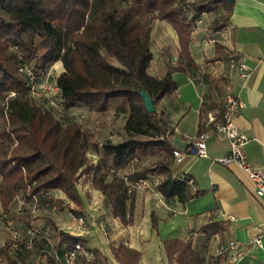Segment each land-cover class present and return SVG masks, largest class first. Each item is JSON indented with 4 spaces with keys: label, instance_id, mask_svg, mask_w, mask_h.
<instances>
[{
    "label": "trees",
    "instance_id": "obj_1",
    "mask_svg": "<svg viewBox=\"0 0 264 264\" xmlns=\"http://www.w3.org/2000/svg\"><path fill=\"white\" fill-rule=\"evenodd\" d=\"M232 2L227 0H0V207L6 210L19 193L57 191L75 208L85 207L77 181L86 165L89 134L75 119L65 125L52 109L45 108L29 92L26 79L18 72L29 65L41 75L56 61L63 71L57 76L54 95L60 112L72 115L77 106L90 112H105L112 101H124L127 111L124 129L128 138L110 144L112 160L108 170L94 179L110 203V213L122 224L132 221L134 196L131 185L157 175V192L185 203L186 179L173 176L174 150L164 138L154 136L166 125L156 110L147 112L140 91L155 103L176 89L173 73L185 71L191 63L189 42L194 20L201 13L213 15L209 31L222 29L228 21ZM154 20L167 21L176 31L183 60L169 66L156 78L147 69L153 57L150 33ZM184 61V63H183ZM14 93V95H10ZM123 106L120 107L121 110ZM84 113V112H81ZM72 115V117H73ZM135 135L150 136L143 140ZM158 147L165 156L127 175H113L140 152ZM152 228L156 218L151 214ZM216 224H208L212 230ZM57 228L56 226H54ZM61 240L84 243L82 236L60 231ZM177 264H200L191 242L176 241ZM120 264H138L140 252L125 245L111 246ZM80 259L81 264H103L101 255ZM78 262V263H79Z\"/></svg>",
    "mask_w": 264,
    "mask_h": 264
},
{
    "label": "crops",
    "instance_id": "obj_2",
    "mask_svg": "<svg viewBox=\"0 0 264 264\" xmlns=\"http://www.w3.org/2000/svg\"><path fill=\"white\" fill-rule=\"evenodd\" d=\"M221 12L219 7L212 16ZM160 21L161 46L171 47L173 51L157 65L151 67L150 61L147 71L156 78L162 77L169 66L183 60L175 29L167 21ZM223 28L224 41L207 45L206 38L219 35L217 31L192 29L188 50L191 63L183 61L186 70L173 73L176 89L155 103L174 150L172 174L187 180L188 200L182 203L176 197H162L156 190L159 177L149 175L144 182L131 185L133 217L130 223L122 224L111 215L110 203L104 197L108 215L94 220L88 218V232L82 236L85 247L99 252L103 264H120L110 250L111 246L119 245L137 249L140 252L138 264H177L173 244L187 240L200 264H264V200L256 196L255 185L246 172L235 164L223 165L217 161L228 153V140L211 134L204 138L206 156L186 151L208 130L207 113L221 106L228 78L227 56L234 54L250 67L246 79H233L234 91L244 102L234 116V123L248 138L243 147L247 158L264 168V0H233ZM173 58L176 61L173 62ZM56 65L63 71L60 61ZM151 68L155 74L150 72ZM124 167L112 168L106 180L113 175H123ZM100 195L103 196L101 192ZM151 214L156 218L155 229ZM99 217L104 218L106 233L96 223ZM208 224L216 225L206 230ZM258 234L262 247L252 243ZM4 237L0 231V245ZM229 240L236 241L245 250L244 256L235 263L229 261L226 252L217 254L218 248ZM7 261L8 255L0 246V264Z\"/></svg>",
    "mask_w": 264,
    "mask_h": 264
},
{
    "label": "built area",
    "instance_id": "obj_3",
    "mask_svg": "<svg viewBox=\"0 0 264 264\" xmlns=\"http://www.w3.org/2000/svg\"><path fill=\"white\" fill-rule=\"evenodd\" d=\"M212 15L201 13L194 20L193 30L207 29ZM219 35H209L205 44H216L224 41V28L217 31ZM227 81L224 85V95L220 107H214L207 113L208 130L200 134L199 140L186 148V151L199 156H206L204 138L214 134L225 137L229 142V151L217 159L220 164H235L246 172L255 185V194L264 200V168L252 164L244 152L247 136L234 123L235 114L244 106V102L234 91L233 79H246L250 67L236 59L234 54H228ZM176 61V58H173ZM26 79L29 92L36 96H46L58 93L57 77H51L49 72L37 75L27 64H21L19 71ZM10 95H14L11 93ZM84 113L77 116L79 121ZM111 134L109 137L111 138ZM141 182H144L142 180ZM264 202V201H262ZM65 195L49 192H30L17 194L6 210L0 211V231L5 235L1 247L8 255L6 264H78L80 259L92 258L84 243L69 244L60 237V231L73 236H84L88 232L86 214L75 215ZM65 222L54 229L53 222ZM97 225L106 233L105 221L101 218ZM260 234L253 238L252 243L262 247ZM226 252L229 261L235 263L245 254V250L236 241L229 240L226 245L218 248L217 254Z\"/></svg>",
    "mask_w": 264,
    "mask_h": 264
},
{
    "label": "rangeland",
    "instance_id": "obj_4",
    "mask_svg": "<svg viewBox=\"0 0 264 264\" xmlns=\"http://www.w3.org/2000/svg\"><path fill=\"white\" fill-rule=\"evenodd\" d=\"M161 21L155 20L152 29V42H150V49L152 51L153 57L151 59V67L158 62L163 60V57H169L172 53V48L168 46H161L159 40V28L161 27ZM164 44V43H163ZM164 48V49H163ZM57 62V61H56ZM56 62L51 64L46 73L49 72L50 78L57 77L60 72V65H56ZM174 62V61H173ZM177 63V62H176ZM152 74H155L153 68L150 69ZM37 102L41 103L43 107L52 109L56 114V117L59 118L62 125H65L75 119L74 113L80 114L84 112V117L79 120L81 127L84 132L89 134L88 146H87V161L86 165L83 168L82 172L79 175L77 186L80 192V195L83 197L85 202L84 213L86 214V226L89 227V220H94L98 216L108 215V210L105 206V198L100 195L99 189L94 183V179L103 175L105 171L110 167L112 160V152L109 149L110 144H118L128 138V135L125 132L124 125L126 121L127 111L124 107L126 106L124 101H112L109 105V108L102 113H91L84 106H77L72 109V115H67L63 112H60V106L57 98L53 94H48L43 97L34 98ZM122 107L123 110L120 109ZM117 109V110H116ZM119 109V111H118ZM96 113V114H95ZM156 118L160 117L159 111H156ZM163 130V128H162ZM161 129L154 133V136L164 138L167 140V128L162 131ZM113 135L111 138L110 135ZM136 139H145L150 138V136L145 135H135L133 136ZM168 141V140H167ZM165 156L164 151L158 147L146 150L145 152H140L137 154V157L132 161L124 165L122 170L123 175L130 174L138 168L149 166L154 162L161 160ZM53 194L57 195V191H52ZM70 207L75 208L74 204L71 203ZM97 207V208H96ZM97 209V212L94 211ZM0 207V211H1ZM101 217V218H102ZM99 217V219H101ZM104 220V218H102ZM54 226H61L65 224L60 220L53 223ZM55 229V227H54Z\"/></svg>",
    "mask_w": 264,
    "mask_h": 264
},
{
    "label": "water",
    "instance_id": "obj_5",
    "mask_svg": "<svg viewBox=\"0 0 264 264\" xmlns=\"http://www.w3.org/2000/svg\"><path fill=\"white\" fill-rule=\"evenodd\" d=\"M227 1L232 2L233 0H227ZM140 95L144 99V106H145L147 112H149V113L153 112L155 110V106H154L152 98L144 90L140 91Z\"/></svg>",
    "mask_w": 264,
    "mask_h": 264
}]
</instances>
